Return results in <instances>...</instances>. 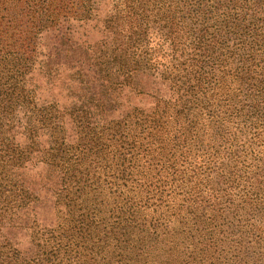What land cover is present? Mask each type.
Here are the masks:
<instances>
[{
    "label": "trees",
    "instance_id": "obj_1",
    "mask_svg": "<svg viewBox=\"0 0 264 264\" xmlns=\"http://www.w3.org/2000/svg\"><path fill=\"white\" fill-rule=\"evenodd\" d=\"M100 10L105 11L102 20L105 36L96 45L89 46L91 50L85 49V59L96 75L90 80L84 78L83 73L77 79L80 82L75 89L80 92L70 110L78 140L74 144L67 143L65 134L60 135V122L53 121L59 116L54 115L47 125L50 146L40 148L39 133L29 114V109L34 108V94L27 87L36 63L34 52L40 33L63 21L96 19ZM187 23L176 5L163 0H0V170L3 172V182L0 181V264H84L85 253L90 248L83 245L112 237L114 226L119 224L115 212L122 196H127L126 203L135 198L137 207L148 205L152 200L164 203L165 193L158 186H166L168 179H174L179 173L164 170L167 163L177 159L183 167L193 168L195 173L207 172L212 177L219 175L227 184L225 189L217 190V197L222 201L215 203V206L220 205L215 209L216 214L228 225L229 233L238 228L244 243H236L248 255L249 262L264 264V114L258 112L256 116L255 113L249 116L250 133L261 153L254 157L250 170L246 168L242 172V168H234L226 172L223 156L220 155L218 160L219 155L212 158L213 154L203 158V165L194 166L186 147L191 135L197 137L201 131L205 132L202 120L213 118L215 110L211 107L223 105L219 99L227 96V91L238 83V79L245 82L244 77L231 74L226 65L217 80V91L196 95L195 86L186 74L200 78L199 69L205 66L207 54L219 45L215 44V41L219 42V34L241 26L229 21L223 23L213 35V48H204L200 35L192 39V29ZM153 32L163 36V43L170 44L171 56L176 60L162 63L155 56ZM198 38L199 42L195 44ZM226 40L223 38V43ZM162 66L168 73L163 74L172 82L174 96L164 99L150 92L148 95L154 98L152 109L129 106L116 115L121 108V96L147 93L139 72L150 69L153 74H159ZM21 109L25 110L27 126L24 133L20 130L12 133L13 114ZM170 109L177 110L178 115L186 119L192 115L195 122H190L189 128L182 125L183 132H175L171 121L166 119V116L172 117L168 114ZM104 115L116 118L107 119ZM193 126L199 130L193 131ZM186 132L189 137L183 138L181 134ZM214 132L222 137L221 132ZM18 133L26 136L29 142L22 145L17 139ZM32 151L40 152L37 158L46 166L42 181L62 208H59L61 216H58L56 226L35 231L30 239V249L24 252L16 247L13 236L30 224L38 227L30 212L33 201L38 199L31 187L35 183L19 171L32 160ZM155 151L160 155L169 151L172 155L162 165L164 159H159ZM153 154L147 163L143 161ZM233 155L230 151V158ZM241 156L244 157L239 155V160ZM96 162L103 163L94 166ZM83 164L88 168L81 169ZM146 174L155 180V183L151 182V200L142 196L148 186L142 180ZM242 182H245L243 186ZM129 183L135 184L136 195L130 196L124 190ZM89 205H93L98 214L107 213L111 221L101 226V222L91 216L94 210L87 213L92 208ZM200 207L187 196L174 202V209L185 211L208 225L209 214ZM193 208L197 214L188 210ZM123 226L126 237L137 230L132 221ZM207 228L204 226V232ZM92 229L99 230L94 232Z\"/></svg>",
    "mask_w": 264,
    "mask_h": 264
},
{
    "label": "rangeland",
    "instance_id": "obj_2",
    "mask_svg": "<svg viewBox=\"0 0 264 264\" xmlns=\"http://www.w3.org/2000/svg\"><path fill=\"white\" fill-rule=\"evenodd\" d=\"M163 1L179 8L180 16L185 18L192 29V39L200 35L199 37H202L201 45L204 48H213L215 44H219L215 48V52L210 51L205 57V66L199 69L200 78L196 79L193 74H186V78L195 86L194 93L196 95L211 94L217 91V80L226 65L231 74L238 78H245V82H240L238 79V83H235L227 91V96L219 99L222 100L223 105L220 104L219 108L211 107L212 110H215L213 118L209 120L203 118L204 120H202L205 132L201 131L197 137L190 136L189 143L186 145L187 150H190L188 157L194 166H200L203 165L201 162L207 155L213 154L212 158L219 155L218 160L222 155L226 172L234 170V168H242L243 172L246 168L251 167L254 157L261 155L258 144L253 141L254 136L250 133L249 116L254 113L256 116L258 112L264 114V0ZM98 13L96 19L86 22L63 21L40 33L34 52L36 63L29 76L30 82H27L28 89L32 90L34 94V108L32 106L29 109V114L32 115L33 123L35 122L39 133L37 142L40 148L50 146L47 125L50 123L49 118H53L54 115L59 116L53 121L60 122L62 126L60 135L65 134L67 143L74 144L78 140L70 110L77 100V93L80 92L79 89H75V86L80 82L77 79L82 77L83 73L85 74L84 78L90 80H93V76L96 75L92 71L88 59H85V49H90L105 36L102 23L105 11L100 10L96 14ZM228 21L239 24L241 27L231 30V32H221L219 42L217 40L214 44V33ZM151 34L156 46L155 56L162 63H166L170 59L176 60V57L171 56L173 51L170 49V44L163 43V36L155 32ZM179 36L182 37V34L180 33ZM223 38L227 39L225 44ZM192 42L194 41L192 40ZM197 42H199V38L195 44ZM218 54H221V57H218ZM229 63H233V65L230 66ZM164 70V66H162L159 74H153L150 69H143L139 72L144 80L143 86L147 93L121 96L119 99L121 108L115 114L118 115L120 110L129 106L146 110L152 109L154 98L148 95L150 92L159 95L160 98L171 99L173 95L172 82L163 74L166 73ZM94 85L96 84L94 83ZM160 110L162 111V107ZM194 112L196 114L197 111L194 110ZM24 114V109L14 112L15 122L12 124V133L17 130L24 133V127L27 126ZM168 114L172 117L166 116V119L171 121L174 131L177 133L185 130L182 125L189 128L190 122H195L192 115L186 119L183 115H178L177 110L170 109ZM104 116L107 119L116 118L113 115ZM192 130L198 131L199 129L193 126ZM216 130L221 132L223 138L214 132ZM106 134L108 135L109 131L106 130ZM181 135L183 138L189 137L188 132ZM17 139L22 145L29 142V139L22 133H18ZM227 141L228 143H226ZM230 151L234 152L233 158L229 156ZM30 154L32 160L19 171L35 183L31 187L38 199L33 201L30 212L32 220L36 221L38 227L30 224L18 235L13 236L16 247L24 252L30 249V239L33 238L32 235L35 231H46L56 226L58 216H61L59 208H62L55 202L56 199L47 184L42 181L46 166L37 158L40 152L32 151ZM241 154L244 157L241 156L239 160ZM155 155L159 159H164L162 162L164 165L165 161L170 159L172 152L167 151L160 155L158 151H155ZM153 156L154 154L146 156L143 161L147 163V160ZM102 163L96 162L94 166ZM80 168L88 167L83 164ZM164 170L179 172L174 179H168L169 183L166 186L165 184L158 186V189L165 193V197L162 199L164 203L159 204V200L157 202L152 200L148 205L137 207L139 204L135 198L130 197L132 202L126 203L127 196H122L118 202L117 212H115L119 224L114 226L112 237L97 239L89 245H83V247L89 246L90 248L85 253L87 257L83 263L251 264L248 255L237 245V243H244L241 241L238 228L229 233L228 225L224 224L216 214L220 205L215 206V203L222 201L221 197H217V190L227 187L219 175L212 177L207 172L195 173L193 168L183 167L179 159L167 163ZM2 174L3 172L0 170V181L3 182ZM134 179L137 178L134 177ZM243 179H246L245 176ZM142 180L148 185L142 196L145 200H151L153 198L151 182L155 183V180L151 178L150 174L144 175ZM244 183L242 182V186ZM124 190L130 196L137 194L134 191V183H129ZM186 196L193 202H198L201 206L200 210L209 214L208 225L197 221L185 211L174 209L175 200L182 201ZM157 197L160 198L159 194ZM89 206L92 208L87 213L94 210L93 205ZM136 207V211H132ZM188 210L195 214L198 212L194 208ZM91 216L95 221H100L101 226L111 221L107 213L98 214L95 210ZM227 217L228 220H231L230 216ZM127 221H132L137 228L128 237L125 235L123 226ZM167 223L170 225L165 226L164 224ZM204 226L208 227L206 232H204L206 230L203 229ZM98 230L92 229L94 232ZM256 258L258 259V255Z\"/></svg>",
    "mask_w": 264,
    "mask_h": 264
}]
</instances>
